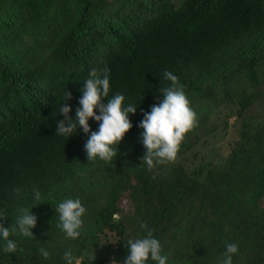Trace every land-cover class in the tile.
<instances>
[{"label": "trees", "instance_id": "obj_1", "mask_svg": "<svg viewBox=\"0 0 264 264\" xmlns=\"http://www.w3.org/2000/svg\"><path fill=\"white\" fill-rule=\"evenodd\" d=\"M105 67L109 98L120 93L137 110L113 162H89L90 133L56 135L59 109L70 106L75 120L89 72ZM165 70L184 85L198 126L175 162L149 171L140 123L163 100ZM263 102L264 0H0V223L10 228L21 206L38 218L36 239L10 235L17 253L0 238V264H66V251L76 264H124L127 241L147 234L141 223L167 264H221L228 243L239 246L233 264H264ZM225 107L234 121L222 157L200 164L194 149L210 145ZM68 198L87 209L78 239L57 227ZM100 247L105 256L86 255Z\"/></svg>", "mask_w": 264, "mask_h": 264}, {"label": "clouds", "instance_id": "obj_2", "mask_svg": "<svg viewBox=\"0 0 264 264\" xmlns=\"http://www.w3.org/2000/svg\"><path fill=\"white\" fill-rule=\"evenodd\" d=\"M163 77L171 82L170 85L162 86L160 89L163 100L153 105L150 112H144V119L140 123V127L144 130L142 142L146 148V153L141 158L142 165H146L149 171L158 165L175 162L186 134L198 126V115L191 107L184 85L169 70L164 71ZM84 82L85 86L81 89L83 95L79 100L80 107L76 109V119L73 120L69 115L72 108L62 104L59 114L65 119L57 121L56 135L70 138L78 129H83L84 133H90L84 145L88 161L92 162L99 158L105 163H112L119 154L118 145L133 127L129 114H134L137 107L132 104L125 106L126 98L120 93L109 98L110 69L107 67L102 70L92 69L89 78ZM71 98V92L66 91L65 100ZM104 98H108L107 103L103 102ZM97 109L100 114H97ZM90 119L99 123L98 131H92ZM14 191L17 196H23L20 188ZM33 191L35 200L40 201L41 192L38 189ZM31 209L18 207L17 217L10 228L0 223V238L5 241L4 253L18 252V244L9 238L10 235L36 239L32 229L37 227L38 218ZM55 211L59 218L57 227L63 230L68 238L78 239L84 223L82 217L87 212L81 200L65 199L57 205ZM7 217L3 211H0V221ZM140 227L145 229L147 234L142 238L127 241L125 246L128 255L124 264H147L149 259L157 264H167L168 257L162 255L161 242L154 236L155 229H148L144 223H141ZM238 251L237 243H228L221 264H233V254ZM39 253L45 259L50 256V252L44 247L39 249ZM63 259L66 264H76V258L71 251H66ZM113 264L118 262L114 260Z\"/></svg>", "mask_w": 264, "mask_h": 264}, {"label": "rangeland", "instance_id": "obj_3", "mask_svg": "<svg viewBox=\"0 0 264 264\" xmlns=\"http://www.w3.org/2000/svg\"><path fill=\"white\" fill-rule=\"evenodd\" d=\"M264 104V102H263ZM227 120L228 126L224 127L223 121ZM234 121V116L232 115V109L224 108L221 113L214 116L211 119V125L218 127L217 130L214 132V135L211 134L210 136L205 138V141L202 143L205 145V143H209V146L197 148L194 149L195 151H198L197 156L199 158V163H207V162H218L220 160L221 153L219 150L220 144L223 142L224 139L227 138V134H229V125H231ZM224 127V128H223ZM203 141V140H202ZM194 166V165H193ZM107 253L103 247H100L98 249H89L86 252V255L88 256H94V257H102L105 256ZM119 264V263H118Z\"/></svg>", "mask_w": 264, "mask_h": 264}]
</instances>
